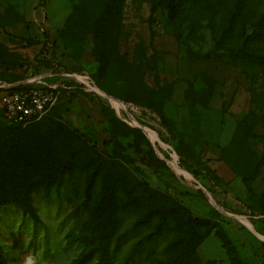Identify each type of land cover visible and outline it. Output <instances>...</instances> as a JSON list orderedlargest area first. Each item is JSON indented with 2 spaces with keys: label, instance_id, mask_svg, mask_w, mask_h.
<instances>
[{
  "label": "rangeland",
  "instance_id": "obj_1",
  "mask_svg": "<svg viewBox=\"0 0 264 264\" xmlns=\"http://www.w3.org/2000/svg\"><path fill=\"white\" fill-rule=\"evenodd\" d=\"M0 42L22 62L0 64V82L58 91L15 127L38 128L25 143L37 166L0 206L6 264H75L106 197L109 264H264V0H0ZM62 70L93 88L50 75ZM131 116L166 148L129 132Z\"/></svg>",
  "mask_w": 264,
  "mask_h": 264
},
{
  "label": "trees",
  "instance_id": "obj_2",
  "mask_svg": "<svg viewBox=\"0 0 264 264\" xmlns=\"http://www.w3.org/2000/svg\"><path fill=\"white\" fill-rule=\"evenodd\" d=\"M104 38V33L101 34ZM0 64L7 68L22 67V62L20 56L17 52L8 49L7 45L0 42ZM2 113V112H1ZM103 114L107 117L109 124L113 125V120L108 117L106 111L103 109ZM47 114L44 116L46 117ZM43 117V118H44ZM41 118V119H43ZM39 119V120H41ZM38 120V121H39ZM8 122V121H7ZM37 122V121H35ZM2 125L0 127V206L9 203V189L11 187L21 186L26 190L28 184L25 183V179L31 175L32 171L36 169L37 161L32 158L31 153L25 149V143L28 137L36 135L38 133L37 127H32L24 131H16L15 127L23 126L17 123H11ZM33 123V122H32ZM143 125V124H142ZM129 132L139 133L147 141L143 132L139 128H132L126 125ZM121 170L118 169L114 178L112 179L111 185L108 189H114L119 180V174ZM137 188L141 189L142 192H147L152 194L151 197H155L157 192L153 190L147 183L142 180H138ZM21 203L24 205L26 210L31 214L33 218H37L31 206L30 199L28 198L27 192H19ZM111 210L109 215L105 214L106 209ZM156 206L152 205L149 214H146L140 219V222L148 220L153 211L158 212L161 209L159 207L154 210ZM166 214V211H164ZM113 210L111 207V202L106 197L101 199L98 203L97 210L92 216L90 222V240L92 248L89 253L85 254L80 258L75 264H82L88 256L93 253H97L98 259L96 264H107L111 256L110 243L113 228ZM196 219V218H195ZM0 264H6L0 255ZM109 264V263H108Z\"/></svg>",
  "mask_w": 264,
  "mask_h": 264
},
{
  "label": "built area",
  "instance_id": "obj_3",
  "mask_svg": "<svg viewBox=\"0 0 264 264\" xmlns=\"http://www.w3.org/2000/svg\"><path fill=\"white\" fill-rule=\"evenodd\" d=\"M51 76L64 78L86 88H93L91 76L85 72L62 70ZM28 80L0 82V110L4 119L11 123L27 125L43 118L57 102V86L33 87Z\"/></svg>",
  "mask_w": 264,
  "mask_h": 264
},
{
  "label": "bare ground",
  "instance_id": "obj_4",
  "mask_svg": "<svg viewBox=\"0 0 264 264\" xmlns=\"http://www.w3.org/2000/svg\"><path fill=\"white\" fill-rule=\"evenodd\" d=\"M95 89V91L100 95V96H103L110 104H111V106L114 108V109H116V110H119V104H118V102L116 101V99L115 98H112V97H110V96H108L104 91H102V90H100L98 87L97 88H94ZM121 108V107H120ZM117 112H119V111H117ZM133 118V117H132ZM134 119V118H133ZM132 119H130V122H132V124H134V125H136V126H138L139 128H141L142 129V131L143 132H145L146 133V131H148V132H151L156 138H158V135L156 134V132L155 131H153V130H151V129H149V128H147V127H145L144 125H142V124H140L139 122H137L135 119L134 120H132ZM146 130V131H145ZM147 134V133H146ZM148 135V134H147ZM149 136V135H148ZM150 137V136H149ZM151 138V137H150ZM152 140V139H151ZM152 141H155V140H152ZM182 172V171H181ZM209 201L211 202V203H213V201L209 198ZM214 204V203H213ZM215 205V204H214ZM227 214H229L230 216H233V218L234 217H236V218H241L240 216H238V215H235V214H230V213H227Z\"/></svg>",
  "mask_w": 264,
  "mask_h": 264
},
{
  "label": "water",
  "instance_id": "obj_5",
  "mask_svg": "<svg viewBox=\"0 0 264 264\" xmlns=\"http://www.w3.org/2000/svg\"><path fill=\"white\" fill-rule=\"evenodd\" d=\"M130 119H132V120H134L133 118H132V116L130 117ZM131 120V121H132ZM129 124L130 125H132V126H135V127H138V126H136V125H134V124H132V122H129ZM139 128V127H138ZM141 131H142V129L141 128H139ZM145 133V132H144ZM146 134V133H145ZM157 134V133H156ZM147 135V134H146ZM148 136V135H147ZM148 138L151 140V138L148 136ZM152 141V140H151ZM157 143L161 146V147H163V148H166V145H165V143H163L160 139H159V137L157 138ZM152 142H154V141H152Z\"/></svg>",
  "mask_w": 264,
  "mask_h": 264
}]
</instances>
